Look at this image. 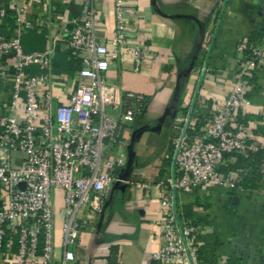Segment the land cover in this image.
I'll return each mask as SVG.
<instances>
[{
	"label": "crops",
	"instance_id": "1",
	"mask_svg": "<svg viewBox=\"0 0 264 264\" xmlns=\"http://www.w3.org/2000/svg\"><path fill=\"white\" fill-rule=\"evenodd\" d=\"M89 1V7L102 17L96 36L105 42L114 31V0ZM125 2L129 35L143 44L149 57L136 67L131 46L122 48L119 60L106 73V83L117 100L128 91L145 95L143 114L127 133L131 138L135 129L144 131L133 146L130 182L123 191L114 186L109 190L102 213L74 248L76 264H159L152 259L162 245L156 224L161 218L157 183L171 165L173 134L183 126L189 137H199L204 121L232 93L245 57L239 45L250 40L251 47L264 43V0ZM85 7V0H0V13L4 12L0 16V36L13 34L18 15L31 25L21 36L24 52L40 53L55 42V103L66 104L74 88L79 69L68 67L70 49L65 38ZM10 15L15 16L12 29L8 25ZM75 59L81 67V60ZM190 65L192 70L186 75ZM29 72L37 75L38 69L32 67ZM246 82L249 105L239 111L236 120L245 124L250 141L264 149V63L253 69ZM11 93V77L0 78V111L9 104ZM167 108L170 114L160 131H151ZM17 113L21 120L22 102L17 105ZM243 173L236 157L227 155L217 167V175L235 181L237 187L209 183L176 193L177 214L193 229L201 263L264 264V162L257 188L239 189ZM62 204L63 193L57 191L55 207L59 209ZM186 207H190L187 216ZM61 224L62 218L57 216L56 255L61 253ZM8 249L5 243L0 264L13 263Z\"/></svg>",
	"mask_w": 264,
	"mask_h": 264
},
{
	"label": "built area",
	"instance_id": "2",
	"mask_svg": "<svg viewBox=\"0 0 264 264\" xmlns=\"http://www.w3.org/2000/svg\"><path fill=\"white\" fill-rule=\"evenodd\" d=\"M85 2L65 38L72 56L81 60L66 104L55 103L52 91L55 42L40 53L24 52L21 36L31 25L18 15L13 34L0 36V78L12 79L11 100L0 111V254L7 243L12 264H76L74 248L102 213L109 190L117 182H130L120 177L130 142L127 130L143 114L146 97L128 91L115 99L106 73L126 46H131L136 67L149 56L129 35L125 0H114V31L105 42L96 36L101 15ZM238 49L244 52L247 44ZM259 63H264V43L252 46L242 59L230 97L204 121L201 135L191 138L183 126L173 134L171 165L157 183L162 245L152 259L159 264H204L192 227L177 214L176 193L209 183L237 187L235 181L220 179L217 167L226 155L259 149L245 124L236 120L249 105L246 78ZM32 67L37 75L28 72ZM57 191L63 193L59 209ZM57 216L62 218L59 255Z\"/></svg>",
	"mask_w": 264,
	"mask_h": 264
},
{
	"label": "trees",
	"instance_id": "3",
	"mask_svg": "<svg viewBox=\"0 0 264 264\" xmlns=\"http://www.w3.org/2000/svg\"><path fill=\"white\" fill-rule=\"evenodd\" d=\"M10 16L11 18L9 21L11 22L8 25L11 26L12 29L13 23L15 21V16L14 15H10ZM250 45H251V40L247 44V50L244 51L245 55L249 53L251 48ZM70 53L71 52L69 51L67 54V56L70 58L69 59L70 61L68 62V67L74 65L75 68L80 69L81 67L79 61L75 59V57L72 56ZM29 71L30 70H28V72ZM230 155L236 157L238 164L244 170V173L238 183V186L242 190H251L257 188V185L260 182V178H261V166L264 162V149L259 148L256 151L245 152V153H233ZM189 211H190V207H186L184 209V213L186 216L189 214Z\"/></svg>",
	"mask_w": 264,
	"mask_h": 264
},
{
	"label": "water",
	"instance_id": "4",
	"mask_svg": "<svg viewBox=\"0 0 264 264\" xmlns=\"http://www.w3.org/2000/svg\"><path fill=\"white\" fill-rule=\"evenodd\" d=\"M192 66L190 65L189 69L185 72L186 75H188L190 73V71L192 70ZM170 114V109H166L163 113V115L158 119V124L155 127H152L150 130L151 131H155L158 132L161 129V126L165 120V118L167 116H169ZM175 114L173 115L174 118ZM144 129L143 128H138L135 129L132 133V136L130 138V142L129 145L127 147V162L126 165L124 167V169L122 170V174H121V178L129 181L130 180V174L133 170V162H134V151H133V146L134 143L136 142V140L140 137V135L143 133ZM114 188L116 189H120L121 191H123L126 188V185H120L118 182L115 183Z\"/></svg>",
	"mask_w": 264,
	"mask_h": 264
}]
</instances>
